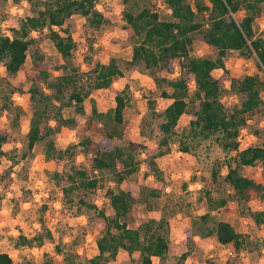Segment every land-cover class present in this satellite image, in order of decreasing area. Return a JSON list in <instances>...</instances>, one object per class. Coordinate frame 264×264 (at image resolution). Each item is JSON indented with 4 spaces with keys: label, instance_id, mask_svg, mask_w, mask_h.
Segmentation results:
<instances>
[{
    "label": "rangeland",
    "instance_id": "1",
    "mask_svg": "<svg viewBox=\"0 0 264 264\" xmlns=\"http://www.w3.org/2000/svg\"><path fill=\"white\" fill-rule=\"evenodd\" d=\"M162 1L98 0L97 7L104 15L100 24L91 25L78 11L66 17L62 27L68 29L75 42L68 59L62 57L54 42L45 36L38 43L30 45L25 64L16 74H6L0 61V129L7 131L3 143L5 153L0 161V250L9 252L14 258V264H38L45 260H50L52 264H63V252L57 247L63 251H74L76 259L81 264H87V258L97 252L96 235L103 226L97 213L98 208L103 207L107 213H112L106 192L111 186L118 187L114 171L93 169L88 154L83 152L81 146L76 148L74 155L67 152L61 160L50 161L46 160L43 141L28 148L26 133L32 113L28 89L33 75L40 73L42 76L43 70L51 78L73 67L85 71L93 66L92 59L96 56L105 63L115 58L122 74L116 75L108 87L92 89L84 98L81 111L72 106L63 108L64 116L70 118V121L55 133L56 146L65 148L85 135L99 137L96 126L101 122L91 127L86 125L88 119L92 122L98 120L93 116L92 108L106 111L115 104L116 90L124 88L128 101L120 125L123 134L115 135L114 140L117 143L132 140L149 148L155 147L153 133L162 120L158 113L171 101V97L163 95L161 91L165 87L170 92L171 88L158 85L142 63H129L132 38L123 11L126 8L138 11L146 5L156 10L160 18H171L170 7L166 2L162 5ZM190 2L196 9L197 2L205 4L208 0ZM34 12V5L29 0H0V30L11 34L12 28L17 26L22 17ZM244 13L245 10L241 9L235 15ZM197 18L202 25L193 31L190 55L215 57L217 52L210 49L205 41L208 26L206 11L198 10ZM253 27L256 35L264 36V17L256 16ZM63 29H60L61 33H64ZM43 30L47 32L48 27ZM33 34L37 35L38 32L35 30ZM181 61V57L175 58L171 75L180 73ZM223 61L224 66L216 67L212 72L216 76L223 75L224 90L221 98L224 105L230 108L239 104L244 97L243 93L232 87V77L257 73L264 81V72L255 54L245 56L238 50H229L223 56ZM37 81L41 86L44 84L42 79ZM12 88L14 92H10ZM193 89L194 84L191 82L190 93ZM261 95L264 98V88H261ZM5 100L11 102V110L2 109L1 104ZM189 119L190 114L187 112L180 117L178 131L188 128ZM247 122L256 134L255 143L264 145V112L249 117ZM103 126L106 129L113 128L112 123H103ZM177 141L170 142L166 152L156 158L163 173L162 182L148 171L143 162L146 150L137 145L140 166L120 183L123 187L127 184L141 188L159 187L158 195L153 198L156 203L153 209L148 208L145 200H140L136 209L138 222L160 216L166 217L168 221V249L162 257L153 256L151 264H264V225L254 223L249 214L251 209L264 207V193L254 192L248 200H238L233 188L218 176L212 182L211 203H217L221 198H225L226 202L211 208L210 199L201 188L199 177L201 173L210 172L212 161H224V149L207 139L183 151ZM74 167L84 169L89 176L98 178L95 192L97 208L90 209L79 203L78 193H74L73 199L65 197L54 182V171L66 173ZM224 169L222 166L223 172ZM240 171L253 175L259 181L263 180L260 161L253 165H243ZM206 211H211L217 219L230 221L238 231L245 234L246 242L240 250L234 249L231 244L218 242L214 233L201 236L195 232L197 227L194 220ZM211 223L209 221L208 225ZM47 229L51 231L52 238H45L40 245H29L18 238L19 234L26 237L44 235ZM183 252L187 253L184 258L181 256ZM106 264H140L139 251L129 252L120 248L116 256Z\"/></svg>",
    "mask_w": 264,
    "mask_h": 264
},
{
    "label": "trees",
    "instance_id": "2",
    "mask_svg": "<svg viewBox=\"0 0 264 264\" xmlns=\"http://www.w3.org/2000/svg\"><path fill=\"white\" fill-rule=\"evenodd\" d=\"M34 5L35 12L22 17L12 33L0 30V61L6 74L14 75L23 68L28 49L33 43H38L43 37H49L65 59L70 57L74 47V39L66 27H62L66 17L74 11L82 13L91 25H98L104 20V15L97 7L98 0H29ZM126 1V0H124ZM171 9V18H160L156 10L144 5L138 11L126 8L123 17L128 24V33L132 38V55L129 63H142L148 69L155 82L160 86L168 85L171 91L162 88V94L171 97V101L158 113L162 120L156 126L153 138L155 147L129 140L127 143H117L114 136H122L121 124L123 111L128 97L125 89H117L114 95L115 104L106 111L92 108L93 116L98 120H87L86 125L98 127L99 137L85 135L78 142L68 144L65 148L56 146L54 135L60 127L69 122L63 108L72 106L75 110L83 109V100L92 89L108 87L116 75L122 74V69L115 58L101 62L96 56L92 59L93 66L88 70L73 67L48 78L42 70L33 75L29 87V99L32 113L27 130V146L32 148L38 141L44 142V153L47 161L61 160L67 152L74 155L76 148L81 146L88 154L93 169H110L114 171V180L118 187L107 189L106 198L112 208L107 213L103 207L98 208V216L103 222L101 231L96 235L97 252L87 258V264H106L114 258L120 248L129 252L139 251L140 264H151L152 257H162L168 249V221L166 217H149L142 222L137 221V207L140 200H145L149 209L156 206L155 198L159 187H138L127 184L120 185L122 180L137 170L140 166L137 145L146 150L143 162L158 181L162 182L163 173L158 167L156 158L166 152L170 142L178 140V146L188 151L199 142L211 139L221 146L226 157L222 163L219 160L210 163V174L201 173L199 181L202 189L210 199V206L219 207L226 202L221 198L217 203H211V186L217 177L229 184L238 200H248L252 193H264V145L252 144L238 149L236 135L239 128L247 123L249 117L264 112V98L261 88L264 81L259 74H245L232 77L231 84L244 97L239 104L228 108L222 101L224 77L213 74V69L223 67V56L229 50H238L242 55L255 54L259 67L264 72V36L256 35L253 21L256 16L264 17V0H208V3L197 2L196 9L190 0H165ZM241 9L243 15H235ZM206 11L208 26L205 30V41L209 48L215 50V57L192 56L190 46L193 41V31L202 22L197 18V11ZM56 26V27H55ZM48 27L47 32H43ZM64 28V33L60 29ZM38 34L34 35L33 31ZM181 57L180 73L171 75L174 70V60ZM39 79L43 85H39ZM194 89L190 93V83ZM12 88L10 92H14ZM2 109L11 110V102L3 101ZM190 114L188 128L178 131L177 124L184 113ZM51 121H54L52 123ZM113 124L112 129H106L103 123ZM95 127V128H96ZM252 130V129H251ZM253 131V130H252ZM7 131L0 129V161L5 150L3 143ZM191 140V141H189ZM260 161L263 180H257L251 174L240 171L243 165H253ZM222 166L225 167L224 172ZM54 182L61 188L65 197L73 199L78 193V201L88 208H97L95 192L98 178L89 176L84 169L75 168L61 173H52ZM250 217L256 224L264 225V207L251 209ZM211 221V225L208 222ZM197 234L207 236L214 233L218 242L231 244L240 250L245 244V234L238 231L226 219H217L211 211L201 213L194 220ZM18 238L27 244L40 245L45 238H52L47 229L44 235L34 234L26 237L19 234ZM63 264H81L76 259V253L63 251ZM186 252L181 254L182 258ZM0 264H14L12 255L0 250ZM38 264H52L50 260Z\"/></svg>",
    "mask_w": 264,
    "mask_h": 264
},
{
    "label": "built area",
    "instance_id": "3",
    "mask_svg": "<svg viewBox=\"0 0 264 264\" xmlns=\"http://www.w3.org/2000/svg\"><path fill=\"white\" fill-rule=\"evenodd\" d=\"M162 5H165V0L162 1ZM236 140L238 142V149L245 148L255 143L256 134L249 127L248 122L239 128Z\"/></svg>",
    "mask_w": 264,
    "mask_h": 264
},
{
    "label": "crops",
    "instance_id": "4",
    "mask_svg": "<svg viewBox=\"0 0 264 264\" xmlns=\"http://www.w3.org/2000/svg\"><path fill=\"white\" fill-rule=\"evenodd\" d=\"M198 184H200V183H198Z\"/></svg>",
    "mask_w": 264,
    "mask_h": 264
}]
</instances>
